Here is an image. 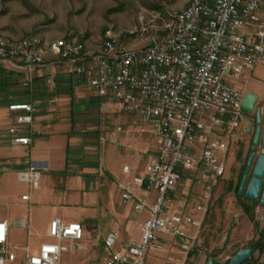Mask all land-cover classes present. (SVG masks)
Instances as JSON below:
<instances>
[{
  "label": "built area",
  "instance_id": "obj_1",
  "mask_svg": "<svg viewBox=\"0 0 264 264\" xmlns=\"http://www.w3.org/2000/svg\"><path fill=\"white\" fill-rule=\"evenodd\" d=\"M161 29L163 35L154 43L132 48L111 27L96 53L77 38L48 40L39 32L14 37L0 30V67L31 74L55 55L69 64L71 73L85 77L109 107L118 105L150 125L158 140L144 171L118 183L123 200H135L136 210L146 213L141 236L120 241L119 231L110 230L102 237L104 260L97 264H183L169 255L164 263L147 255L150 249L167 250L166 237L196 238L191 228L199 226L202 219L196 213L205 212L206 204L192 206V184L180 187L193 177L210 191L225 174L232 136L250 122L241 105L245 92L236 83L243 71L263 60L264 0H191L163 20ZM13 108L21 110L14 118L17 124L33 122L31 104ZM10 132L15 134L16 127ZM14 141L32 142L27 135H16ZM47 169V161L32 160L18 178L37 188ZM123 173L128 176L130 167L124 166ZM8 226L0 219V264H65L66 254L85 249L82 224L56 217L50 222V239L20 263L7 245Z\"/></svg>",
  "mask_w": 264,
  "mask_h": 264
},
{
  "label": "crops",
  "instance_id": "obj_2",
  "mask_svg": "<svg viewBox=\"0 0 264 264\" xmlns=\"http://www.w3.org/2000/svg\"><path fill=\"white\" fill-rule=\"evenodd\" d=\"M261 65L243 71L236 86L264 96ZM68 68L52 54L31 74L0 67V219L9 223L7 245L20 263L50 239V222L56 217L82 224L86 242L81 264L103 258L102 237L110 230L119 231L120 241L139 239L146 218L135 200H123L118 183L142 173L154 159L158 140L151 126L118 105L102 112L103 100L85 77ZM25 103L35 109L33 122L17 124L14 118L21 110L13 106ZM93 114L99 118L95 123ZM16 135L30 136L32 142L16 143ZM32 160L48 164L37 188L18 178ZM124 166L130 167L128 176ZM26 194L29 198L23 199ZM135 232L138 238L132 237Z\"/></svg>",
  "mask_w": 264,
  "mask_h": 264
},
{
  "label": "rangeland",
  "instance_id": "obj_3",
  "mask_svg": "<svg viewBox=\"0 0 264 264\" xmlns=\"http://www.w3.org/2000/svg\"><path fill=\"white\" fill-rule=\"evenodd\" d=\"M190 1L0 0V30L14 37L39 32L48 40L77 38L87 51L96 53L104 43L107 30L112 27L129 47L141 48L160 38L163 35V20L168 21L171 15L186 7ZM260 64L263 68L264 57ZM111 110L112 107L106 104L102 112ZM91 117L92 123L99 119L94 114ZM251 117H254V113ZM251 139L253 137L246 135L242 129L234 133L226 155L225 174L214 182L210 191L193 177L191 181L184 180L180 188L192 184V206L204 203L207 208L205 212L196 213L202 219L199 226L191 228V234L196 235V238L166 237L167 250L150 249L148 260L164 263L169 255L183 264H208L210 258L227 264L238 250L252 246L260 238L264 230V205L260 200L248 202L244 193H236L252 145ZM261 152L262 147L259 146L257 155ZM204 193L209 198L205 199ZM245 205L250 207L249 214L245 212ZM139 236V232L132 234L134 238ZM183 244H187L189 249H184ZM101 251L105 255L103 245ZM156 255L158 259L154 258ZM252 256L250 264H264V249L254 251ZM82 258V251L76 255L66 254L63 262L81 264Z\"/></svg>",
  "mask_w": 264,
  "mask_h": 264
},
{
  "label": "water",
  "instance_id": "obj_4",
  "mask_svg": "<svg viewBox=\"0 0 264 264\" xmlns=\"http://www.w3.org/2000/svg\"><path fill=\"white\" fill-rule=\"evenodd\" d=\"M258 101L261 102V105L256 108L257 127L238 193L242 194L245 189V196L247 198L251 200L260 199L261 204L264 205V187L262 190L264 182V96L260 97L259 94L255 92L247 91L243 96L241 105L247 113H253ZM246 132H252V124L248 125ZM259 146L262 147V152L257 155ZM250 172L251 176L247 183ZM253 252V246L242 248L233 255L228 264H242L246 259L252 257ZM208 264L223 263L215 261L214 258H210Z\"/></svg>",
  "mask_w": 264,
  "mask_h": 264
},
{
  "label": "trees",
  "instance_id": "obj_5",
  "mask_svg": "<svg viewBox=\"0 0 264 264\" xmlns=\"http://www.w3.org/2000/svg\"><path fill=\"white\" fill-rule=\"evenodd\" d=\"M246 165V163H245ZM242 177V176H241ZM241 180V179H240ZM239 185H240V181L238 182V185L236 186V193L238 194V190H239ZM239 195V194H238ZM242 196V195H241ZM245 196V195H244ZM245 199L248 202H253L252 200H250L249 198L245 197ZM245 212L247 214L250 213V207H248L247 205H245ZM252 246L254 247V251L256 250H260L262 251L264 249V230H262V232L260 233V238L254 243L252 244ZM253 258V256L251 258L246 259L242 264H250V260ZM229 263V261H228ZM227 263V264H228Z\"/></svg>",
  "mask_w": 264,
  "mask_h": 264
},
{
  "label": "flooded vegetation",
  "instance_id": "obj_6",
  "mask_svg": "<svg viewBox=\"0 0 264 264\" xmlns=\"http://www.w3.org/2000/svg\"><path fill=\"white\" fill-rule=\"evenodd\" d=\"M259 96L261 97L262 95L261 94H259ZM261 105V102L260 101H258L257 103H256V105H255V108L254 109H256L258 106H260ZM254 113V117L252 118L251 117V114H253ZM253 113H247L246 114V117L249 119V124H252V132L251 133H246V135H248V136H250L251 138L253 137L254 138V133H255V130H256V127H257V122H256V110L255 111H253ZM251 141H252V144H253V139H251ZM252 146V145H251ZM251 146H250V152H251ZM250 152H249V154H250ZM248 157H249V155H248ZM248 160V159H247ZM247 163V162H246ZM245 167H246V165H245ZM244 172H245V170H244ZM244 174V173H243ZM243 174H242V177H243ZM250 176H251V172L249 173V176H248V179H247V183H248V181H249V179H250ZM242 177H241V180H242ZM241 180H239L240 181V183H241ZM238 181V182H239ZM246 183V184H247ZM240 186V185H239ZM263 187H264V182H263V185H262V190H263ZM243 193L245 194V189H244V191H243ZM242 193V194H243ZM260 200V199H259Z\"/></svg>",
  "mask_w": 264,
  "mask_h": 264
}]
</instances>
